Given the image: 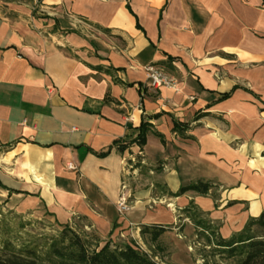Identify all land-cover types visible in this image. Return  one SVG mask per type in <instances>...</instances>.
Here are the masks:
<instances>
[{"label":"crops","instance_id":"0c3cea01","mask_svg":"<svg viewBox=\"0 0 264 264\" xmlns=\"http://www.w3.org/2000/svg\"><path fill=\"white\" fill-rule=\"evenodd\" d=\"M151 66L176 88L153 87ZM140 152L152 169L126 177ZM199 179L221 184L216 200L162 190ZM125 182L132 204L121 214ZM191 200L225 239L264 211V0L1 6L0 205L58 225L85 217L103 237L118 224L113 238L145 249L141 225H172L159 264H199L197 228L179 221Z\"/></svg>","mask_w":264,"mask_h":264},{"label":"trees","instance_id":"16d2710c","mask_svg":"<svg viewBox=\"0 0 264 264\" xmlns=\"http://www.w3.org/2000/svg\"><path fill=\"white\" fill-rule=\"evenodd\" d=\"M26 1L31 3L33 0ZM147 130L148 123H143L140 134L132 143L144 148ZM175 130L179 131L180 125H176ZM155 135L163 139L161 134L155 132ZM114 146L124 152L129 144L115 141ZM137 158L136 167L140 174L145 168L152 169L146 167L145 163L141 164L142 155ZM154 170H159V167ZM220 188L218 182L199 179L181 187L177 192H171L166 187L162 190L170 197L194 193L210 195L216 200V192ZM2 208L3 205H0V210ZM184 218L189 219L197 228L195 238L191 241L195 263L264 264V211L260 216L249 219L245 227L229 239L221 236L219 227L206 218L194 200L181 211L179 221ZM83 221L87 224L80 226ZM59 226L61 229L57 234L44 243L0 232V264H159L157 251H162L160 240L173 227L141 225L140 235L147 246L145 249L133 239L113 238L118 224L113 225L107 237L99 234L85 217H78L72 223Z\"/></svg>","mask_w":264,"mask_h":264},{"label":"rangeland","instance_id":"374dc122","mask_svg":"<svg viewBox=\"0 0 264 264\" xmlns=\"http://www.w3.org/2000/svg\"><path fill=\"white\" fill-rule=\"evenodd\" d=\"M5 4H26L35 6V0L31 3L26 0H0V7ZM87 224L82 222L79 225ZM0 229L1 233L12 234L29 240H38L44 243L57 234L61 229L51 217L38 213H17L3 205L0 210ZM116 239V238H115ZM191 252H194L192 249ZM202 262L200 261L199 264Z\"/></svg>","mask_w":264,"mask_h":264},{"label":"built area","instance_id":"2783aa9c","mask_svg":"<svg viewBox=\"0 0 264 264\" xmlns=\"http://www.w3.org/2000/svg\"><path fill=\"white\" fill-rule=\"evenodd\" d=\"M148 74L149 78L151 80V85L153 87L159 88L162 86L167 87H173L176 88L177 82L166 74L161 68L157 66H151L148 68ZM138 155H142V153H138L137 155H131L126 161H125V176L131 177V178H137L140 176V172L138 170V167H136V164L138 163ZM144 160L142 159L141 164H144ZM68 167L70 169H74L72 164H69ZM131 193L129 191V187L127 183L125 182L122 187V192L119 198V212L125 213L131 206Z\"/></svg>","mask_w":264,"mask_h":264},{"label":"bare ground","instance_id":"6f19581e","mask_svg":"<svg viewBox=\"0 0 264 264\" xmlns=\"http://www.w3.org/2000/svg\"><path fill=\"white\" fill-rule=\"evenodd\" d=\"M103 230H105V227H103Z\"/></svg>","mask_w":264,"mask_h":264}]
</instances>
